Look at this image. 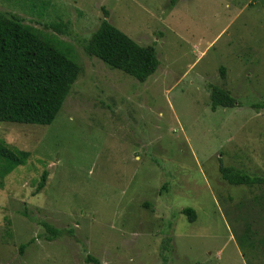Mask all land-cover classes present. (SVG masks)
I'll return each instance as SVG.
<instances>
[{
    "label": "rangeland",
    "instance_id": "374dc122",
    "mask_svg": "<svg viewBox=\"0 0 264 264\" xmlns=\"http://www.w3.org/2000/svg\"><path fill=\"white\" fill-rule=\"evenodd\" d=\"M0 11L81 68L50 125L0 122V141L30 153L0 180V264H264V185L219 172L264 176V0H0ZM104 19L154 46L145 82L85 53ZM213 87L234 106L212 111Z\"/></svg>",
    "mask_w": 264,
    "mask_h": 264
},
{
    "label": "trees",
    "instance_id": "16d2710c",
    "mask_svg": "<svg viewBox=\"0 0 264 264\" xmlns=\"http://www.w3.org/2000/svg\"><path fill=\"white\" fill-rule=\"evenodd\" d=\"M62 45L41 36L19 17L7 16L0 11V122L48 126L54 121L81 72ZM84 51L140 83L153 75L159 66L153 45L140 46L106 19L85 42ZM220 75L224 76L223 67ZM234 104L235 100L228 92L212 88V111L218 107L231 108ZM29 156V152L12 149L1 140L0 180L23 165ZM219 172L221 178L233 186L264 185V176H250L224 166H220ZM47 175L45 171L41 174L35 193L45 187ZM181 213L190 222L196 219L190 208ZM44 227L52 235L61 233L47 224Z\"/></svg>",
    "mask_w": 264,
    "mask_h": 264
}]
</instances>
